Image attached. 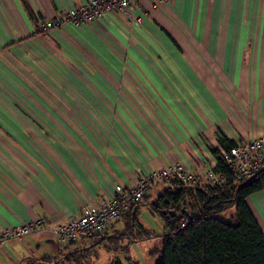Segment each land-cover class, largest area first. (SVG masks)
<instances>
[{
  "label": "crops",
  "instance_id": "crops-1",
  "mask_svg": "<svg viewBox=\"0 0 264 264\" xmlns=\"http://www.w3.org/2000/svg\"><path fill=\"white\" fill-rule=\"evenodd\" d=\"M88 1L0 0V233L43 221L0 242V264L57 256L51 229L114 184L215 165L219 130L235 143L264 133V0H137L140 25L113 11L35 31ZM245 202L264 235V190Z\"/></svg>",
  "mask_w": 264,
  "mask_h": 264
},
{
  "label": "trees",
  "instance_id": "trees-1",
  "mask_svg": "<svg viewBox=\"0 0 264 264\" xmlns=\"http://www.w3.org/2000/svg\"><path fill=\"white\" fill-rule=\"evenodd\" d=\"M218 132L224 150L235 144L221 130ZM210 151L216 160L215 171L225 178L223 185L190 186L173 181L172 188H163L152 200L147 201L146 194L143 195L142 201L122 216L120 230H113L111 234L107 230L95 236L86 247L68 243L55 257H23L19 264H84L100 246L115 254L127 253L128 244L153 237L161 240L160 259L156 264H264V235L245 202L250 194L264 190V168L236 180L221 163L220 153L214 148ZM143 200L162 221L163 230L159 235L145 229L139 221ZM229 208L233 214L226 220L216 216ZM110 238L121 239L125 244L112 245ZM111 264L120 262L112 260Z\"/></svg>",
  "mask_w": 264,
  "mask_h": 264
},
{
  "label": "built area",
  "instance_id": "built-area-1",
  "mask_svg": "<svg viewBox=\"0 0 264 264\" xmlns=\"http://www.w3.org/2000/svg\"><path fill=\"white\" fill-rule=\"evenodd\" d=\"M137 0H89L73 8L56 12L51 18L39 22L35 31L45 33L63 25L79 27L97 20L110 12H117L124 17L128 25H140V18L130 12V5ZM165 0H155V2ZM220 161L231 172L234 179H242L264 168V133L250 140L236 142L227 150L220 152ZM223 175L215 171V165L206 166L201 171L189 170L179 162L152 170L143 175H136L129 187L114 184L111 196L100 200L95 205L82 208L78 216H69L65 222L55 225L52 235L59 245L77 242L80 239L103 234L111 222L125 214L130 208L142 201L149 188L157 184H166L172 188L173 181L195 186L217 185L224 182ZM42 220L22 223L20 226L6 229L0 233V242L16 239L40 229Z\"/></svg>",
  "mask_w": 264,
  "mask_h": 264
},
{
  "label": "rangeland",
  "instance_id": "rangeland-1",
  "mask_svg": "<svg viewBox=\"0 0 264 264\" xmlns=\"http://www.w3.org/2000/svg\"><path fill=\"white\" fill-rule=\"evenodd\" d=\"M225 182V178H223ZM223 182V184H224ZM222 184V185H223ZM167 187V185L165 184ZM155 193H152L153 196ZM233 214V209L229 208L216 216L221 220H226L229 215ZM123 216V215H122ZM122 216L115 219L113 222L110 223L109 227L113 229H107L108 234H111L113 230H118L122 228ZM140 223L142 226L152 231V233L159 235L162 233L163 224L162 221L158 218L157 215L148 211V209L144 208L139 213ZM117 223V224H116ZM112 239V238H110ZM124 245L125 241L121 239H112L111 244L113 245ZM103 245V244H102ZM105 247H109V243H105ZM98 254L96 257L88 258L84 264H111L113 258L117 257L114 255V251L104 250L101 246L98 248ZM160 250H161V240L159 237L156 238H149L143 241L134 242L132 244H128V252L124 253L126 259L123 260L124 263L129 264H156L160 259Z\"/></svg>",
  "mask_w": 264,
  "mask_h": 264
}]
</instances>
